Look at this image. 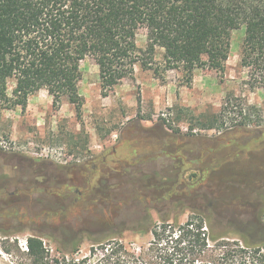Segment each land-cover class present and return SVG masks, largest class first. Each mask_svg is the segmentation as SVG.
I'll return each mask as SVG.
<instances>
[{
	"label": "rangeland",
	"instance_id": "374dc122",
	"mask_svg": "<svg viewBox=\"0 0 264 264\" xmlns=\"http://www.w3.org/2000/svg\"><path fill=\"white\" fill-rule=\"evenodd\" d=\"M244 35L232 32L223 72L197 69L188 83L181 70L138 64L104 94L88 57L79 112L67 99L54 107L46 89L0 105V264H35L20 245L29 237L51 245L45 264H119L121 254L167 264L177 251L152 230L166 220L173 234L191 217L207 237L264 251V89L241 65ZM136 41L147 46L145 28ZM116 239L128 250L104 254Z\"/></svg>",
	"mask_w": 264,
	"mask_h": 264
},
{
	"label": "trees",
	"instance_id": "16d2710c",
	"mask_svg": "<svg viewBox=\"0 0 264 264\" xmlns=\"http://www.w3.org/2000/svg\"><path fill=\"white\" fill-rule=\"evenodd\" d=\"M242 27L241 65L249 83L264 89V0H0V105L25 106L33 92L46 89L54 107L67 99L79 112L81 62L88 57L99 67L104 94L132 77L138 64L157 74L161 67L181 70L186 83L197 69L223 72L231 34ZM141 28L147 31L145 48L136 41ZM207 121L212 127L220 118ZM167 222L152 230L155 244L177 251L167 264H264L255 239L207 237L193 217L172 234ZM114 244L118 248L104 254L128 250L120 239ZM28 248L35 264H45L48 251L40 238L29 237ZM131 257L133 263L121 254L119 264H139Z\"/></svg>",
	"mask_w": 264,
	"mask_h": 264
},
{
	"label": "built area",
	"instance_id": "2783aa9c",
	"mask_svg": "<svg viewBox=\"0 0 264 264\" xmlns=\"http://www.w3.org/2000/svg\"><path fill=\"white\" fill-rule=\"evenodd\" d=\"M42 242H43V245L45 247V249L47 251H50L49 248L51 247V245L48 243V241L46 239H43L41 238ZM20 245L27 251H29V248H28V239L23 241L22 243H20ZM52 248V247H51Z\"/></svg>",
	"mask_w": 264,
	"mask_h": 264
}]
</instances>
